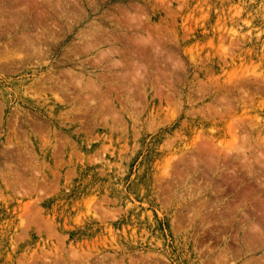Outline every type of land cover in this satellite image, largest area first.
<instances>
[{"label": "rangeland", "instance_id": "obj_1", "mask_svg": "<svg viewBox=\"0 0 264 264\" xmlns=\"http://www.w3.org/2000/svg\"><path fill=\"white\" fill-rule=\"evenodd\" d=\"M0 264H264V0H0Z\"/></svg>", "mask_w": 264, "mask_h": 264}, {"label": "bare ground", "instance_id": "obj_2", "mask_svg": "<svg viewBox=\"0 0 264 264\" xmlns=\"http://www.w3.org/2000/svg\"><path fill=\"white\" fill-rule=\"evenodd\" d=\"M260 233V232H259Z\"/></svg>", "mask_w": 264, "mask_h": 264}]
</instances>
